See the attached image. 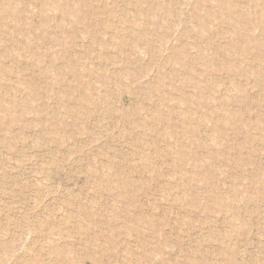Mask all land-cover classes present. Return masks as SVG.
<instances>
[{
  "label": "rangeland",
  "instance_id": "374dc122",
  "mask_svg": "<svg viewBox=\"0 0 264 264\" xmlns=\"http://www.w3.org/2000/svg\"><path fill=\"white\" fill-rule=\"evenodd\" d=\"M0 264H264V0H0Z\"/></svg>",
  "mask_w": 264,
  "mask_h": 264
}]
</instances>
